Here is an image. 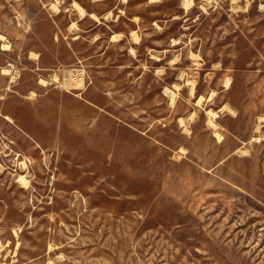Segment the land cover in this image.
<instances>
[{"label":"rangeland","instance_id":"1","mask_svg":"<svg viewBox=\"0 0 264 264\" xmlns=\"http://www.w3.org/2000/svg\"><path fill=\"white\" fill-rule=\"evenodd\" d=\"M187 1L0 0V264H264V0Z\"/></svg>","mask_w":264,"mask_h":264},{"label":"bare ground","instance_id":"2","mask_svg":"<svg viewBox=\"0 0 264 264\" xmlns=\"http://www.w3.org/2000/svg\"><path fill=\"white\" fill-rule=\"evenodd\" d=\"M52 3V2H51ZM189 3H188V1L186 0V3H185V5L187 6ZM52 5V7H55L56 9H57V7L55 6V4H51ZM49 6V5H48ZM73 6L75 7V9H77V11L79 12V14L81 15V17H84L85 15H86V11H85V9L78 3V2H76V1H74V3H73ZM50 8V7H49ZM55 10V9H54ZM55 12V11H54ZM112 11H109V12H107L105 15H104V18L105 19H107V18H109L111 15H112V13H111ZM91 18H93L96 22H99V23H101V20H100V18H99V16H97L95 13H92L91 15ZM72 25H74V23L72 24ZM3 39H5V36L3 35V34H1L0 33V40H3ZM120 38H118V35L116 34V35H113V36H111V41H117V40H119ZM2 46H4L5 47V49H8L9 48V44L8 43H3V45ZM2 73L4 74V75H7V74H9L10 73V70L7 68V69H3L2 70ZM15 76V75H14ZM13 77V76H12ZM12 79V78H11ZM10 79V81H13V79L11 80ZM226 80V79H225ZM229 80L230 79H227L226 80V84H225V86L226 87H229ZM192 81V80H191ZM192 85H191V92L193 93V90H194V82H192L191 83ZM174 87L175 88H178V85L177 84H174ZM165 92L166 93H168L169 94V96H170V102H171V106H173L174 105V103H175V100H176V93H175V91L174 90H172L171 88H169V87H166L165 88ZM31 96H29V98H32L34 95H36V93H35V91H32L31 92V94H30ZM214 95V92H211L210 93V95H209V97H207V99H210V98H212V96ZM168 96V95H167ZM201 101H202V97H199L198 99H197V104H199V103H201ZM225 106H223L222 108H224ZM207 114H208V124H209V126L211 127V128H213L214 130H215V135L217 136V138H218V140H220L221 138H222V135L218 132V131H216V129H217V124L214 122V118L215 117H217V112L216 111H214V110H211V109H208L207 111ZM194 114L195 113H192L190 116H189V119H193V117H194ZM5 117V119L6 120H8L9 122L11 121V118L9 117V116H4ZM262 120H264V119H262ZM179 122H180V125L181 126H185L186 124H185V121H184V118H179ZM188 124V123H187ZM261 124V123H260ZM260 124H258L257 126H256V128L257 129H259L260 128ZM253 140H256V141H259L260 140V137L259 136H255L254 138H253ZM243 151H246V150H243ZM242 151V152H243ZM18 181H20L21 183H25L26 182V179H25V176L24 175H22V174H20L19 175V177H18ZM49 264H52V262L50 261L49 262Z\"/></svg>","mask_w":264,"mask_h":264},{"label":"built area","instance_id":"3","mask_svg":"<svg viewBox=\"0 0 264 264\" xmlns=\"http://www.w3.org/2000/svg\"><path fill=\"white\" fill-rule=\"evenodd\" d=\"M47 84L48 83H55L57 86V80H52L47 78ZM87 74L86 70L83 67V65L75 66L73 68L68 69L66 72V76L63 78V82L65 84L74 83V84H85L87 82ZM60 86V82L58 84Z\"/></svg>","mask_w":264,"mask_h":264},{"label":"crops","instance_id":"4","mask_svg":"<svg viewBox=\"0 0 264 264\" xmlns=\"http://www.w3.org/2000/svg\"><path fill=\"white\" fill-rule=\"evenodd\" d=\"M86 14H89V16H90L92 13H87V12H86ZM96 15H97V14H96ZM85 16H86V15H85ZM85 16H84V17H85ZM97 16H98V15H97ZM84 17H81V18H84ZM90 17H91V16H90ZM92 19H93V18H92ZM93 20H94V19H93ZM117 41H118V40H117Z\"/></svg>","mask_w":264,"mask_h":264}]
</instances>
